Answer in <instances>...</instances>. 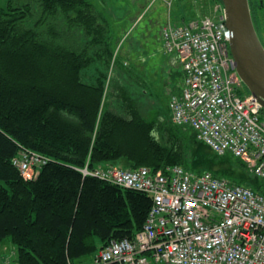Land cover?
Returning <instances> with one entry per match:
<instances>
[{"label": "trees", "instance_id": "16d2710c", "mask_svg": "<svg viewBox=\"0 0 264 264\" xmlns=\"http://www.w3.org/2000/svg\"><path fill=\"white\" fill-rule=\"evenodd\" d=\"M193 3L180 5L184 24L199 18ZM102 12L91 0H5L0 7V245L12 243L15 264H87L111 240L141 231L151 198L84 176L86 165L153 173L179 165L264 197V179L200 141L256 182L184 164L185 130L195 133L173 124L169 108L170 117L148 122L130 106L118 76L133 82L134 69L115 51ZM180 74L171 97L181 92ZM24 150L47 160L33 179L12 163Z\"/></svg>", "mask_w": 264, "mask_h": 264}, {"label": "built area", "instance_id": "2783aa9c", "mask_svg": "<svg viewBox=\"0 0 264 264\" xmlns=\"http://www.w3.org/2000/svg\"><path fill=\"white\" fill-rule=\"evenodd\" d=\"M160 38L183 74L181 92L169 100L172 123L264 179V109L237 76L223 13L168 23ZM46 161L24 150L12 163L33 179ZM79 172L152 201L141 231L132 240H111L93 264H264V197L248 187L179 165L156 173L86 165Z\"/></svg>", "mask_w": 264, "mask_h": 264}, {"label": "rangeland", "instance_id": "374dc122", "mask_svg": "<svg viewBox=\"0 0 264 264\" xmlns=\"http://www.w3.org/2000/svg\"><path fill=\"white\" fill-rule=\"evenodd\" d=\"M91 1L101 12L103 11L102 13L112 28L113 39L116 41L117 38L118 41L115 44V51L119 53V56L121 53L124 54L128 47L131 49L132 46H135V56L130 59V65L127 64L129 69H134L133 82L118 76V84L121 83L125 90L130 100V106H133L148 122L161 117L167 119L171 94L174 90H178L180 83V68H178L180 66H169V60H172L173 56L164 53L160 31L168 23L183 24L180 14L184 12L181 11L180 5L189 7L193 0ZM249 3L251 11L254 13L257 35L264 47V0H249ZM4 5L5 0H0V7ZM193 5L201 6L197 12L200 18L208 16L217 19L221 12L223 13L221 0H194ZM135 37L143 39L140 45L144 49H140L141 47H137L131 42L135 40ZM112 69L115 68L112 67ZM112 100L115 102L114 99ZM182 144L185 151L184 164L197 170H211L242 176L246 181L256 182L247 174L236 172L231 166L233 162L230 159L216 157L196 140L191 131L185 130ZM15 255L16 250L12 243L7 241L5 247L0 245V264H15ZM91 261V258H86L83 262L91 264L93 262Z\"/></svg>", "mask_w": 264, "mask_h": 264}, {"label": "water", "instance_id": "95a60500", "mask_svg": "<svg viewBox=\"0 0 264 264\" xmlns=\"http://www.w3.org/2000/svg\"><path fill=\"white\" fill-rule=\"evenodd\" d=\"M221 4L237 76L264 109V47L253 23L249 0H221Z\"/></svg>", "mask_w": 264, "mask_h": 264}, {"label": "crops", "instance_id": "0c3cea01", "mask_svg": "<svg viewBox=\"0 0 264 264\" xmlns=\"http://www.w3.org/2000/svg\"><path fill=\"white\" fill-rule=\"evenodd\" d=\"M111 31H112V33H113V30H112V28H111ZM141 40H143L142 38H140V37H135V40H132L131 42L133 43V44H136L137 45V47H141L140 49H144V47L142 46V45H140V42H141ZM116 41H117V38H116ZM124 54L129 58V59H131L132 57H134L135 56V46H132V48L130 49L129 47L127 48V49H125V52H124ZM170 61V64H169V66L170 67H172V66H180L179 65V63H178V61H177V59L176 58H172V60H169ZM178 68H180V73H182V71H181V67H178ZM181 75V74H180ZM180 79H181V77H180ZM181 81V80H180Z\"/></svg>", "mask_w": 264, "mask_h": 264}]
</instances>
